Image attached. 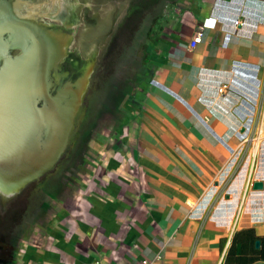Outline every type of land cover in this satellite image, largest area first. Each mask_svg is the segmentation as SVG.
Masks as SVG:
<instances>
[{"label":"crops","instance_id":"0c3cea01","mask_svg":"<svg viewBox=\"0 0 264 264\" xmlns=\"http://www.w3.org/2000/svg\"><path fill=\"white\" fill-rule=\"evenodd\" d=\"M126 44L0 264H264V135L238 137L264 120V0H157Z\"/></svg>","mask_w":264,"mask_h":264},{"label":"bare ground","instance_id":"6f19581e","mask_svg":"<svg viewBox=\"0 0 264 264\" xmlns=\"http://www.w3.org/2000/svg\"><path fill=\"white\" fill-rule=\"evenodd\" d=\"M6 13L4 8H0V15L5 16ZM60 15L63 25L71 28L75 20L73 9L67 8L65 13H61ZM16 19L15 16L6 17L2 21V24H0V27L7 25L15 29L16 24L14 23ZM27 32L29 35L28 46H24L22 43L19 44L21 48L24 46L22 49L23 53L24 51L27 52L22 54L20 59L14 61V63L16 65L20 63V66H23V63H25L26 69L30 73L28 72L29 74L24 76L21 71L19 73L20 75L17 76V78L24 76L21 78V82L25 79L27 80L22 84V108L18 109L16 114L17 121L13 126L10 137L14 139L15 145H17L15 146V151H23L25 149L23 152L17 151L20 154H23L25 151H31L32 149H41L40 151L42 152L46 149L56 159V155L61 150L58 143L62 140L65 132H68L66 130L71 127V111L77 100L76 97L86 86L85 77L90 67L88 64L83 66L81 75L78 77V82H76L74 87L64 86V75L58 72V69L60 68L59 64L61 62L71 61V54L68 47L72 38L56 31V29H49L45 26L40 29L35 22L30 23V28ZM5 44L0 41V64L3 67V72L0 74V90L5 86L4 83L7 84L8 81L12 80L8 71L10 70L11 73L12 67H17L14 63H11L5 54ZM9 67L11 68L9 69ZM51 69H53V76L47 80ZM16 82L20 84L18 80ZM52 85L53 89H55V97L49 95L48 90ZM38 98L43 100V106L37 109L36 104ZM2 100L4 99L2 98ZM2 151L0 149V159L7 155ZM25 161L29 163L24 165L30 168L33 164L31 156H28ZM52 163L49 162L48 165ZM16 164L18 165V163ZM17 169L14 163H6V165L4 164L2 166L0 164V192L3 196L17 193L25 185L37 179H33V177L31 180L27 179L28 176H34L37 172L28 174L26 177L27 173L26 175H20Z\"/></svg>","mask_w":264,"mask_h":264},{"label":"rangeland","instance_id":"374dc122","mask_svg":"<svg viewBox=\"0 0 264 264\" xmlns=\"http://www.w3.org/2000/svg\"><path fill=\"white\" fill-rule=\"evenodd\" d=\"M62 2H73L75 7V12L77 14V18L75 17L74 23L71 25L73 30L70 32L72 36V40L69 47V52L71 54V61H64L61 62L59 65L58 72L64 75L63 84L66 87H74L76 82H78V77L81 75V71L83 70V66L88 64L90 70L85 77L86 86L85 92L82 95V102L79 106L76 116L74 117L73 126L71 129V134L68 140V146L72 143L74 134L76 131H86L89 124H92L91 115L87 113L85 119V110L90 100V96L92 95H102L103 97H107L108 99L111 98L113 95L110 90L112 88V83L105 81V77L109 76L110 72H112L113 68L116 66V59L121 54V51L126 47V43L131 39V35L133 32H129L125 30V24L128 22L126 21L123 23V19L128 14L130 15L133 6L138 4V1L132 0H61ZM148 1V0H146ZM141 2V1H140ZM67 8H72V4H62L59 10V15L65 13ZM74 14V13H73ZM61 16V15H60ZM67 29H70L66 27ZM57 31V30H56ZM60 32V31H59ZM62 33V32H60ZM69 33V34H70ZM63 34V33H62ZM65 35V34H64ZM68 36V35H66ZM71 37V36H68ZM132 42V41H131ZM136 48V44L134 45ZM134 49V48H133ZM130 58L125 54L124 56V63H128ZM73 66V67H72ZM66 67V68H65ZM125 69V68H124ZM119 70L117 77L115 78L114 87L119 89L121 87V83L127 86L126 80V73L125 70ZM93 70V74L90 77L89 81L88 78ZM53 73V69L50 71ZM49 72V73H50ZM74 74V75H73ZM49 74L47 80L49 79ZM103 83V84H102ZM102 84V85H101ZM100 88V91H97L94 94H88L93 91L95 88ZM9 88V90L7 89ZM53 89L52 87L48 90L49 95L51 97H55L54 95L50 94V90ZM5 94H10L12 91V84L7 83L5 86ZM109 93V94H108ZM4 94V95H5ZM114 96V95H113ZM83 120L85 121L84 125ZM90 128V127H89ZM88 128V129H89ZM85 129V130H84ZM248 157L244 159L245 163H248ZM245 164V165H246ZM37 180V179H35ZM30 184V183H29ZM27 185L24 186L27 187ZM22 188L19 192L24 190ZM34 186L27 187L24 194H27ZM13 193L3 197L0 193V218H2V213L5 209H7L8 203L10 199L14 196ZM249 198L244 199L242 201L241 208H245L248 204L246 201ZM23 206L24 203H21ZM20 206V207H21ZM15 211L18 209H13Z\"/></svg>","mask_w":264,"mask_h":264},{"label":"flooded vegetation","instance_id":"af4514ba","mask_svg":"<svg viewBox=\"0 0 264 264\" xmlns=\"http://www.w3.org/2000/svg\"><path fill=\"white\" fill-rule=\"evenodd\" d=\"M69 3L72 4L73 13L77 18L74 3L70 1L62 2L61 0H0V8H4L5 12H7L5 16L0 15V24H2V21L6 17L15 16L17 18L16 22L14 23L16 24L15 29L12 27H8L7 25L0 27V41L6 43L5 54L8 56L11 63H14V61L19 60L21 55L27 52L24 51L23 53L22 49L24 46H28L27 43L29 42V35L27 31L29 30L30 23L32 22L37 23L40 29L44 28V26L48 27L49 29H56L57 31H60L65 35L71 36L72 38L73 35L70 32L73 30V27L76 24L72 26L70 29H67L63 25L59 15V10L61 5L69 4ZM77 22H78V18H77ZM20 43L24 45L22 48L19 46ZM14 65L16 64L14 63ZM16 66L17 67L15 66L12 67L11 73L10 70L8 71L9 76L12 79L8 81V83L12 84L13 90L10 91V94H5V92L9 90V88H7L8 90L4 91L6 86L5 83H4L5 86L1 84L4 87L1 88L0 90V149L3 150L2 152L5 154H12V152L15 151L16 148L15 146H17L14 143V139H12L10 135H12L11 132L13 130V126L17 121L16 114L18 112V109L22 108V101H23L22 99L23 93H21L23 88L22 84L23 82H26L27 79L21 82V78H23L25 75L30 73V71H27L25 63H23V66H20V63H18ZM10 68L11 67H9V69ZM2 70L3 67L0 64V74L3 72ZM21 71L24 74V76L23 77L21 76V78H17V76L20 75L19 73H21ZM92 74H93V70L88 78V81L92 76ZM52 76L53 73L50 72L49 77L51 78ZM15 80L16 81L18 80L20 84L17 83ZM54 93H55V89H51L50 94L54 95ZM89 94L87 96L88 99H89ZM2 98L4 100H2ZM42 106H43V100L41 98H38L36 108L38 109L41 108ZM67 147H68V143L64 151H62L60 157L56 160L54 166H52L50 169L45 171L39 178H37V180L31 181L27 187H31V186L35 187L53 167L57 166V163L60 162L66 155L68 150ZM27 187H25L24 190ZM24 190L21 191L20 193L11 195L14 197L10 199L7 209H5L2 213L3 217L0 218V236L3 241H0V245L5 242L8 234L6 232L8 231V229L17 222L16 218L20 216L21 211L25 207V204L28 200L27 198L30 195V192L33 190V188L27 194L23 195ZM22 202L24 203L23 206H21ZM18 208L19 210L17 211L13 210Z\"/></svg>","mask_w":264,"mask_h":264},{"label":"water","instance_id":"95a60500","mask_svg":"<svg viewBox=\"0 0 264 264\" xmlns=\"http://www.w3.org/2000/svg\"><path fill=\"white\" fill-rule=\"evenodd\" d=\"M85 92V89L80 92L78 94V96L76 97L77 100L76 102L74 103V107H73V110L71 111L72 113V118H71V127L70 129L66 130L68 132H65V134L63 135L62 137V140H60V142L58 143L60 145V148L62 151H64L67 143H68V140H69V136L71 134V129H72V126H73V122H74V117L76 116V113H77V110L79 108V106L81 105V102H82V95L83 93ZM70 113V114H71ZM25 150V149H23ZM41 149L39 150H34L32 149L31 151H25L23 154H20L18 152H22V151H15L14 153L12 154H7L6 156H4V158L0 159L1 162V166L2 165H6V163L10 164V163H14L16 166H17V172L20 174V175H26V177L28 176V174L30 175L31 173H34V172H37L34 176H28L27 179H30L33 177V179L35 178H39L45 171H47L48 169H50L52 166H54V164L56 163V160L60 157V152H62L60 150L59 154L56 155V159L53 158V156L51 155V153L49 154L47 151L49 150H43L40 151ZM28 156H31V160H33V164L31 165V167H27L26 165L24 164H27L29 162H26L25 159L28 157ZM49 162H53L51 165H48ZM18 163V165L16 164ZM23 163V164H22ZM28 180V181H30ZM28 181H26V183H28ZM253 189L254 191H262L264 189V183L262 181H258L257 183H255L253 185ZM1 193V192H0Z\"/></svg>","mask_w":264,"mask_h":264},{"label":"built area","instance_id":"2783aa9c","mask_svg":"<svg viewBox=\"0 0 264 264\" xmlns=\"http://www.w3.org/2000/svg\"><path fill=\"white\" fill-rule=\"evenodd\" d=\"M240 23L237 22L236 25H239ZM203 34L202 32H198L196 36L194 37V40L192 42V46H195L197 42H199L202 38ZM220 92H224V89L220 90ZM253 110V109H252ZM244 117L241 125V131L238 135L239 140L245 142L247 140L254 141L257 143L264 135V120L255 121V110L250 111H244ZM143 264H150L147 261H143Z\"/></svg>","mask_w":264,"mask_h":264},{"label":"trees","instance_id":"16d2710c","mask_svg":"<svg viewBox=\"0 0 264 264\" xmlns=\"http://www.w3.org/2000/svg\"><path fill=\"white\" fill-rule=\"evenodd\" d=\"M156 2L157 0H148V1L142 0L141 2H138V4L134 5L133 10L128 18V22L125 24V30H127L128 33L133 32L134 28L137 27L139 21L143 18V16H145V14L148 13V10H150L156 4ZM0 241H3L1 239V236H0Z\"/></svg>","mask_w":264,"mask_h":264}]
</instances>
